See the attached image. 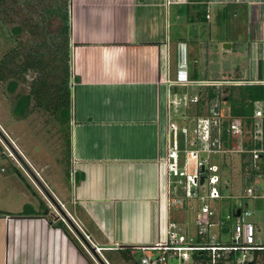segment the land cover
Here are the masks:
<instances>
[{
    "label": "crops",
    "instance_id": "1",
    "mask_svg": "<svg viewBox=\"0 0 264 264\" xmlns=\"http://www.w3.org/2000/svg\"><path fill=\"white\" fill-rule=\"evenodd\" d=\"M203 3L205 20L192 22L206 23L209 36L226 20L227 15L219 8L224 7L231 15L242 7L241 15L247 20L243 45V57L249 64L246 80L264 79V0H206ZM195 5L191 0H70L71 85L75 83L81 95L91 97V91L97 90L102 100L114 102L113 106H107L106 113H112L107 123L95 128H87L84 122L74 125L70 114L66 124L70 134L64 135L65 145H71V161L78 167L79 182L71 194L62 189L55 193L62 201L66 200L65 203L72 200L68 206L74 204L72 215L81 225V233L89 239L79 237L78 246L71 235L68 237L63 227L56 224L65 219L68 223L72 221L49 194L51 201L46 197L47 205L41 202L37 206L39 214L31 206V215L0 217L2 264H91L82 253L88 252L87 243L101 248V255L94 252L109 264L129 263L133 257L136 261L139 257L134 247L153 244L163 237L169 220H185L180 210L192 208L187 201L190 198L184 199L178 192L181 191L176 183L179 175L168 174L164 159L171 138L175 137L179 146L180 166L185 150L194 148L191 141L199 142V139L192 129L182 132V125L188 119L185 111L180 125L179 118L169 114L168 103L172 93L176 99L178 93L189 87L190 92L196 89L194 86L199 84L196 81L209 79L205 76L188 79L191 62L194 64L197 60L191 58L189 44L202 43L191 40L190 32L184 33L178 28L176 38L170 39L169 17L178 11L184 13L187 20V16L198 13ZM229 37H233L232 34ZM229 37L222 39L229 42L227 48L232 45ZM178 42L186 43L187 54L182 49L174 52L173 47ZM170 48L172 63L185 60L187 70L178 68V76L168 79L186 76L192 83L185 87L165 81L162 58ZM125 101L132 105L120 109ZM102 108L105 110L106 105ZM115 108H119L117 119L113 113ZM171 123L176 124L175 129L170 127ZM178 126H182L181 131ZM95 134L106 137L90 139V135ZM110 134H113L111 139ZM180 200L184 205H175ZM49 209L56 217L46 218ZM257 218L264 222V215ZM121 251L131 259H124Z\"/></svg>",
    "mask_w": 264,
    "mask_h": 264
},
{
    "label": "rangeland",
    "instance_id": "2",
    "mask_svg": "<svg viewBox=\"0 0 264 264\" xmlns=\"http://www.w3.org/2000/svg\"><path fill=\"white\" fill-rule=\"evenodd\" d=\"M50 3L51 0H35L30 4H26V0H4L3 3L0 4V67L1 62L5 59L8 69H13L15 72L17 71L16 80H14L16 84L11 82L14 83V89L12 91L8 89L7 84L13 81V77L9 75L5 80L0 79V131L7 140L5 141V139L0 136V217L31 215V213H28V207H34L37 213V206L41 202L47 205V198L40 187L41 184L57 201L74 226L82 232L80 228L81 225L77 223V221L75 222L72 215L71 207H75L74 204H71L70 207L68 206L72 200L68 199L65 203L66 200L62 201L60 196L55 193V191L58 192V190L62 189L64 192L66 191L67 194H71L73 187L79 182V177H76L78 167L71 161V145L70 147L65 145L64 135L66 133V135L69 136V128L65 124H60L55 116L51 115L43 108L38 107L33 96L29 98L27 106L24 109V117L20 118L19 116L21 115H16L13 112L15 104L19 101V97L29 95L33 81L43 79L48 84L52 81V77L47 73V69L50 65L54 66L58 64L57 60H53L52 50V43L54 40L56 41L57 38L61 40V36L57 34V37L55 33L58 22L54 18L47 17L48 20L45 31L48 32V34H44L43 31L36 30L35 28V23L43 19V6L49 5ZM212 7L215 8L216 6ZM219 11H222L225 16L227 15L226 20H224L226 24L224 25L223 23V26L216 27V29L214 28V32L211 34L212 37L209 36V28L206 23L188 22L184 13L179 14L178 11H175L174 14L169 17L170 25H172L169 38L172 40L176 38V28L183 29L184 33L190 32L191 34H189V37L191 40H200L198 43H202L199 45L189 44L188 52H191V58L197 59L194 64L191 62L190 67L192 71L194 68L199 77L205 76L206 79L209 80L229 79L238 83L215 86V92L219 95V98H221L219 100H223L219 103L221 105V114L230 115V103L225 101L223 97L228 94L230 85H243L239 82L249 77V64L247 59L243 57L247 20L241 15L242 7H239V10L231 15L224 7L219 8ZM15 26L21 28L19 34H15L12 31V28ZM173 27L175 28L173 29ZM194 28L197 29L193 30ZM227 31L229 32L227 33ZM229 34H232L233 37H229ZM226 35L231 40L230 42L232 45L225 50L223 49V44L226 42L222 41V39ZM38 45L41 46L38 47ZM179 49L180 51L182 49V51H185V54H187L186 43L178 42V44L173 47L176 53ZM13 50L16 51V56L14 58L11 57V55L14 54ZM35 51H38L41 55L42 53H44V55L46 54L43 57V60L47 62L45 69L43 71H34L32 69L23 71L22 65L24 60L30 53ZM170 52H172V48H170V50L168 49V52L165 51L162 58L164 67L163 74L165 76L163 77L165 81H172L168 78H176L178 68L186 67L185 60L182 62L175 60L176 64H173L170 58ZM175 69L177 70L175 71ZM71 83L72 80H70V114L73 119V124L84 122L83 125L87 128H95L101 124L107 123L106 119L112 116V113H106L107 106H113L114 102L108 101V99L105 98L102 100L98 97L100 91L97 92V90L91 91V97L81 95L80 91H78L80 88L77 87L75 83H73V85H71ZM52 85L53 81L48 88L49 92H52L54 89ZM194 87H196V89H193L195 92H190L191 87L184 92L187 93L186 95H188V97L197 95L200 103L195 104L187 102V104H183V101L178 103V98L183 95V93L180 92L176 96V99H174L175 93H172L171 99L173 100L170 99L169 104V114L176 115L179 118L178 121L180 125H182L183 122L181 120V114L185 111V115L188 119L186 120V124L182 126L187 133L197 126V117L203 116L206 113L208 114V109H210L213 104L218 103L216 100L215 102H210L205 97V89H207V86L197 84V86ZM100 100L102 101L100 102ZM263 100H261L262 103ZM173 101H175V103ZM260 104L261 102L259 101L258 106ZM103 105H106L105 110L102 108ZM130 105H132V102L129 103L125 101L120 104V109H127L124 107H129ZM118 109L119 108L113 109L115 118L118 117L116 113L119 112ZM129 119L131 118L129 117ZM182 126H178L179 130ZM170 127L175 129L176 124L171 123ZM84 130L85 129L81 130V132L84 133ZM215 133L216 131L214 129L212 140L216 136ZM102 135L104 134H95L93 137L90 135V139H96L97 137L103 139ZM108 138H113V134L108 135ZM248 139L249 132H246L243 141H247ZM241 140L242 139L239 138L234 139L230 145L236 148L238 142L242 143ZM81 141L82 138L79 139L80 143ZM177 148L174 156L177 160L175 168L179 172L186 163V156L184 153L183 163L180 166L179 146ZM205 154L206 153H202L201 155L205 156ZM211 155L214 159H211ZM187 159V172L189 173L193 171L194 161L190 156H187ZM210 159L215 165L218 167L220 166V170L217 173L221 179V189L223 190L222 192L225 198L209 200V205L216 213L224 216L229 211L230 207L240 206L244 208L245 203H248V207L252 208L253 204L256 213L250 220L254 221L256 225L261 226V230L257 232V234L264 242V222H261L257 218L258 215H263L264 213V198L258 197L253 201L252 199L234 197V195L243 193V189L250 184V182H247L248 179H245L248 177L246 176V172L241 171V164L245 162V158L241 156V153L233 151L228 153H210ZM21 160L30 168L33 175L40 183L26 171L25 165ZM223 164L225 167L222 166ZM176 179L182 181V184H178V187L181 188V191L178 192L184 197L185 176L180 175L179 178L176 177ZM263 193V183H261L260 190L257 191V194L260 195ZM200 194H203L201 187ZM187 201H189V206L192 208L188 209L187 207L185 211L180 210V213L182 217H186L185 220L193 223L192 220L197 201L192 198L187 199ZM49 211L46 218L56 217L52 209H49ZM63 221V224L65 223L68 227L72 239H74V242L79 246L81 244L79 236L66 219ZM222 224L224 228H228L230 223ZM212 230H215V228ZM1 234L2 229L0 227V235ZM230 236V233H223L222 240L229 241ZM82 253L89 259L91 264H98L95 256L92 255L89 250L87 252L88 254L84 251ZM136 253L140 254V251H136ZM2 259V242L0 240V264H2ZM135 261L136 258L133 257L132 261L129 263L125 261L124 264H134ZM174 262H176V260ZM136 263L139 264L138 260ZM188 264L192 263L189 262ZM256 264H264V257L260 256Z\"/></svg>",
    "mask_w": 264,
    "mask_h": 264
},
{
    "label": "built area",
    "instance_id": "3",
    "mask_svg": "<svg viewBox=\"0 0 264 264\" xmlns=\"http://www.w3.org/2000/svg\"><path fill=\"white\" fill-rule=\"evenodd\" d=\"M179 68L187 70V66ZM196 82L201 85L215 86L231 83L238 84L236 81L229 79ZM168 83L183 85L192 82L186 76L180 75L176 80L168 81ZM239 83L262 85L264 87V79L259 78L242 80ZM182 101L183 104H187V102L200 103L197 95L188 97L184 94L178 98V103ZM173 102L175 103V101ZM260 102L259 106V101L255 102L253 115L248 124L241 117L222 115L220 112L221 106L218 103L212 105L208 114L197 117L196 121L198 124L192 129V132L201 144H198V146L196 141H191V145L194 148L185 150L186 163L179 172L175 168L176 159L174 156L178 146L175 137L171 138L173 140L170 142L171 146L168 145L167 157L164 162L168 166V174L173 172L174 176H185L184 199L192 198L197 201L193 223H188V220L181 222L169 220L166 223L163 237L153 244L134 247L135 251H140L139 264H188L189 262L192 264H242L253 259L254 251L264 249V242L257 234L261 227L250 220L256 213L253 204L252 208L248 207V203H245L244 208L240 206L232 207L230 213L225 215V219L230 223L227 233H230L231 236L229 241H223V224L219 217L220 215L208 203L209 200L225 198L221 192L222 183L217 173L220 170V166L218 167L211 161L210 153H228L233 151L248 153L251 160L250 167L252 168H246L248 169L245 171L246 176H250L249 171L252 169H259L260 154L264 151V100L263 103L262 101ZM214 129L216 136L212 140ZM182 132H186L184 128ZM246 132H249L247 141H251L253 144L258 142V147L246 149L243 145L245 142L243 138ZM237 138L242 139V143L238 142L237 147L234 148L230 143ZM202 153H206L205 156H202ZM187 156H190L194 161L193 171L189 173L187 172ZM171 159H173L172 162L170 161ZM73 162L75 161L73 160ZM201 179H203L202 183L200 182ZM176 183L182 184V181L177 179ZM261 183H263L264 189V175L258 172L250 184L243 189V193L234 195V197L252 199L253 201L258 197L264 198V193L257 194ZM200 187L203 194H200ZM175 205L183 206L184 204L180 200ZM237 210H239V215H236ZM213 228L215 230H212ZM86 237L89 239L87 235ZM95 249L100 253L101 248L95 246ZM193 253H197L196 259L192 258ZM231 255H234L233 259ZM175 260L176 262H174ZM105 262L109 264L106 259Z\"/></svg>",
    "mask_w": 264,
    "mask_h": 264
},
{
    "label": "trees",
    "instance_id": "4",
    "mask_svg": "<svg viewBox=\"0 0 264 264\" xmlns=\"http://www.w3.org/2000/svg\"><path fill=\"white\" fill-rule=\"evenodd\" d=\"M3 1L4 0H0V4H2ZM34 1L35 0H26V4H30ZM191 1L196 2V5L194 7L198 9V13L195 16L193 15L187 16V20L190 22L195 21V20L196 21L205 20L206 5L203 2H205L206 0H191ZM69 7H70V0H51V3L49 5L43 6V12H42L43 19L35 23L36 30L43 31L44 34H48V32L45 31L46 30L45 27L47 26V20H48L47 17L54 18L58 22L57 30L55 33H56V36L57 34L61 36L60 37L61 40H58L57 38L56 41L54 40L53 43L48 42V43H52L53 60H57L58 64L54 66L50 65L49 68L47 69V73L51 75L52 81H53L52 87L54 89L52 90V92L48 91V88L50 87V83L52 81L48 84L43 79H37L32 82L29 95L19 97L18 99L19 101H17V103L15 104L13 112L16 115L17 114L21 115L19 116L20 118L24 117V109L27 106V102L29 98L33 96L36 101V105L38 107L43 108L51 115L55 116L56 119H58V121L60 122V124L66 125L69 122L70 105H71L70 80L72 76L71 69H70ZM12 31L15 34H19L21 32V28L19 26H15L12 28ZM39 46L41 45H38V47ZM13 52L14 54L11 55L12 58L16 56V51L13 50ZM45 55L44 53H42V55L39 54L38 51L30 53L23 62L22 70L25 71V70L32 69L34 71H43L47 64V62L43 60V57ZM16 74H17V71L15 72L13 69H10V70L8 69V66L6 65V61L4 59L1 62V67H0V79L5 80L6 77L9 75L13 77V81H10L7 84L8 89L11 91L14 89V83H15L14 80H16L15 78ZM188 79L198 80L202 78H199L196 72L194 70L193 71L191 70V73L188 74ZM11 82H14V83H11ZM174 86H178V85L174 84ZM179 86L185 87L186 85L183 84ZM206 88L207 89H205L206 91L205 97L210 102H215L216 100L219 104L220 101H223V100H219L221 98H219V95L215 92V86H207ZM223 99L230 103L229 114L233 117L243 118L248 124L251 121V117L253 115L255 102H258L264 99V87L262 85H252V84L232 85V86L230 85V87L228 88V94L225 97H223ZM197 143L199 145L201 144L200 141ZM243 145L246 147V149H253L255 147H258L259 143L257 142L256 144H253L251 141H245ZM260 155H261V160L259 162V169L258 170L252 169L251 171H249L250 176L245 178L246 180L248 179L247 182H251L254 176L258 172L264 175V151ZM241 156L245 158V162L241 164V171L245 172L246 170H248L246 169L247 167L249 169L252 168L250 167L251 166L250 155L248 153H241ZM222 166H224V164ZM222 191L223 190L221 189V192ZM29 209H31V207H28V211ZM230 211H231V207L229 208V211L226 214L230 213ZM28 213L32 214L31 211H29ZM225 215L219 216L221 219V222L229 224V221L225 219ZM63 222H64L63 220H60L56 224L58 226H62L65 233L68 235V237H70L69 230L66 224L65 223H64L65 225L63 224ZM227 231H228L227 227L222 228V233H227ZM72 240L74 241V239ZM121 255L126 260L131 259L129 255H126L125 251H121ZM260 256L264 257V249L260 251H254L253 259L249 262H245L242 264H256ZM196 257H197V253H193L192 258L196 259ZM231 257L233 259L234 255H231ZM136 262L137 261H135L134 264H137Z\"/></svg>",
    "mask_w": 264,
    "mask_h": 264
},
{
    "label": "water",
    "instance_id": "5",
    "mask_svg": "<svg viewBox=\"0 0 264 264\" xmlns=\"http://www.w3.org/2000/svg\"><path fill=\"white\" fill-rule=\"evenodd\" d=\"M229 46H230L229 43H224V44H223V48H227V47H229ZM0 136H1L3 139H5V137H4V135L2 134L1 131H0ZM5 141H7V140L5 139ZM21 161H22V160H21ZM22 163L25 165L26 171H28V173H30V175H31L32 177H34V179H35L38 183H40V182L38 181V179H36V177L33 175V173H32V171L30 170V168H29V167H28L23 161H22ZM202 180H203V179L200 180L201 183H202ZM40 187L42 188V190H43V192L45 193L46 197H48V198L50 199V201H51L52 197L49 195L50 193H49V192H48V191H47V190H46L41 184H40ZM236 215H239V210L236 211ZM70 225H71V227H73V229H74V231L77 233V235H78L79 237H81L83 240H85L84 235H82V233L78 231V229L74 226V224L70 223ZM86 246L88 247L89 251H90L92 254L97 255L96 252H94L95 249H94L93 247H91L88 243L86 244ZM95 255H94V256H95ZM96 260L98 261L99 264H105L104 261H103L98 255H97V257H96Z\"/></svg>",
    "mask_w": 264,
    "mask_h": 264
},
{
    "label": "clouds",
    "instance_id": "6",
    "mask_svg": "<svg viewBox=\"0 0 264 264\" xmlns=\"http://www.w3.org/2000/svg\"><path fill=\"white\" fill-rule=\"evenodd\" d=\"M204 86H215V85H204ZM184 95V94H183ZM182 95V96H183ZM209 110V109H208ZM186 118H188V117H186ZM83 234V233H82ZM84 235V234H83ZM84 237H85V239L87 240L88 238L86 237V235H84ZM94 249H95V247H94ZM88 251V250H87ZM95 251L97 252V250L95 249ZM98 254H100L99 252H97ZM101 255V254H100ZM103 261H104V263L106 264V262H105V259H103V257L101 256L100 257ZM97 261V260H96ZM99 264V263H98Z\"/></svg>",
    "mask_w": 264,
    "mask_h": 264
}]
</instances>
